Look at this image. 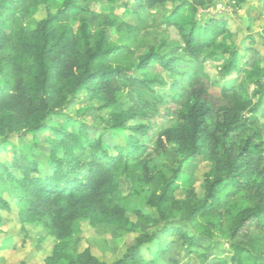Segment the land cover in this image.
<instances>
[{"label": "trees", "instance_id": "trees-1", "mask_svg": "<svg viewBox=\"0 0 264 264\" xmlns=\"http://www.w3.org/2000/svg\"><path fill=\"white\" fill-rule=\"evenodd\" d=\"M211 1L126 0L140 14L177 3L162 21L177 29L180 42L161 40L141 51L142 19L132 26L76 0L56 12L53 0H0V154L6 155L0 158V223L15 204L23 222L40 224L57 240L53 262L82 221L121 220L128 213L152 221L133 206L135 196L145 195L166 224L185 214L203 236L226 237L232 256L220 264H264V125L258 116L261 110L264 117V66L256 49L249 48L242 64L237 47L220 44L229 33L226 21L201 18ZM42 5L47 16L37 20L33 11ZM111 28L119 42L109 38ZM207 62L219 64L222 79L235 78L212 80ZM151 66L162 74L142 77ZM211 86L220 87L219 102L208 98ZM83 94L110 110L104 129L120 140L92 136L86 122L66 113ZM168 144L177 146V161L166 160ZM199 157L210 163L202 196L186 167ZM118 175L130 181L131 193L122 191ZM178 227L165 233H176L187 252L207 258L196 236ZM156 239L139 234L111 264H164L171 245H150ZM9 240L2 238L0 248ZM81 264L108 263L87 249Z\"/></svg>", "mask_w": 264, "mask_h": 264}, {"label": "rangeland", "instance_id": "rangeland-1", "mask_svg": "<svg viewBox=\"0 0 264 264\" xmlns=\"http://www.w3.org/2000/svg\"><path fill=\"white\" fill-rule=\"evenodd\" d=\"M53 1H55L56 5L52 11L56 12L67 0ZM76 1L79 5L93 11L113 14L132 26H138L140 19L146 21L141 26L137 39L141 51H146L149 46L159 43L161 40H166L168 44H174L181 40L177 29L162 21L164 14L175 8L176 2H168L164 9L148 6L140 14V7L134 2L126 6L124 4L126 0ZM210 5V8L202 9V20L208 15L217 20H225L229 29L228 34L219 38L220 44L237 47L242 64L249 58V48L256 49L260 54L262 65L264 66V0H212ZM47 12L48 8L42 5L34 9L33 15L37 20H43L46 18ZM74 26H77L76 22H74ZM109 38L112 41L119 42L120 36L116 29H110ZM218 65V63L214 62H207L205 65V69L212 80L220 79L224 83L229 79L233 80L235 78V76H229L222 79L218 74ZM159 74H162V69L158 66H151L141 76L150 78ZM163 74L167 79L170 78L169 74L164 72ZM121 82L123 84L124 98L128 93V85L125 80ZM170 86L171 83L166 88L158 90L161 94L168 93L166 90H169ZM219 90L220 87L211 86V93L208 94V98L219 102L221 100ZM100 105L99 101L88 100L86 94H83L80 99L72 102L65 111L73 118L86 122L92 136L102 133L108 143L120 140V135H116L113 131H105V119L109 116L110 110H100ZM262 108L263 106L260 109ZM258 116L264 125V117L261 110L258 112ZM57 121L60 124H64L61 119ZM15 141L17 142L19 139L15 138ZM5 157L6 155L0 154V158L3 159ZM38 158L43 159L44 157L41 155ZM165 158L170 162L179 159V151L176 145H167ZM186 167L189 172L194 173V187L199 196H202L203 189L201 188V183L204 174L210 168V163L203 161L199 157L187 163ZM117 177L122 191L125 194L131 193L133 189L130 181L124 176L118 175ZM185 186H187V183L177 189L176 193L178 197L184 196ZM133 206L150 215L152 221H144L134 213H128L121 220L82 221L79 234L67 245H64L59 250V253H56L57 255L54 257L53 262H51L49 258L54 254L57 240L40 224L23 222L19 216V208L14 204L11 211H4L2 213L0 241L5 237H8L10 240L0 248V264H81L82 255L87 249L101 261L111 264L122 258L136 243V237L144 232L157 236L156 241L150 245H155L159 242L171 245L162 258L164 264H174L175 261L180 264H200L204 260L208 264H220V260L230 261L232 250L227 243L226 237L222 234H217L213 239L203 236L201 234L202 227L186 218L185 214H181L178 219L166 224L160 219L157 210L148 204L147 196L145 195L135 196ZM178 226L196 236V239L199 240L200 248L203 250L207 249V258L204 257V259L198 253L196 255L187 252L186 243L176 233H165L166 229ZM151 249L155 250L156 246ZM143 252L146 254L145 249H143ZM198 252L201 253L202 250L198 249Z\"/></svg>", "mask_w": 264, "mask_h": 264}]
</instances>
